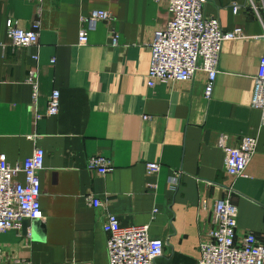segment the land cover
<instances>
[{"label": "crops", "instance_id": "0c3cea01", "mask_svg": "<svg viewBox=\"0 0 264 264\" xmlns=\"http://www.w3.org/2000/svg\"><path fill=\"white\" fill-rule=\"evenodd\" d=\"M234 2L240 7L233 12ZM102 7L112 19L96 21L87 43L78 44L80 17ZM204 12L244 33L223 41L209 97L203 95L204 70L152 87L143 80L147 43L172 15L165 0H0V154L21 163L34 147L44 151V217L28 220L24 230L0 231L1 261L107 264L100 209L86 199L92 193L122 224L148 223L152 236L165 239L157 264H198L200 229L230 183L224 151L216 145L221 132L229 144L242 135L257 138L244 173L234 179L232 200L238 233L253 231L264 242V125L251 106L264 55V13L254 14L247 0H208ZM7 18L26 28L38 20L37 44L12 46ZM111 30L119 34L117 46L110 44ZM30 69L37 70L35 103L25 80ZM55 88L59 109L49 115L47 97ZM95 153L108 155L113 170H89L87 159ZM148 161H158L159 169L148 173Z\"/></svg>", "mask_w": 264, "mask_h": 264}, {"label": "built area", "instance_id": "2783aa9c", "mask_svg": "<svg viewBox=\"0 0 264 264\" xmlns=\"http://www.w3.org/2000/svg\"><path fill=\"white\" fill-rule=\"evenodd\" d=\"M165 1L172 15L164 26L153 30L152 39L147 43L150 60L143 80L152 87L158 80H187L197 70H204L206 76L203 95L209 97L215 84L223 41L244 37V33L240 26L223 28L219 17L205 14L204 5L208 0ZM247 3L254 14L261 17V11L264 13V0H247ZM239 7L234 2L232 11H237ZM80 19L77 43L81 45L87 43L88 29L96 21L112 18L111 12L102 7L91 10ZM39 24L37 20L32 27L26 28L7 18L6 30L11 45L37 44ZM110 35V44L117 46L119 34L111 30ZM262 36L264 37V32ZM258 64L253 78L251 106L259 109L260 124L264 125V55L259 57ZM25 80L32 87L31 100L35 103L39 88L37 70L30 69ZM47 102L45 113L56 114L59 109L58 88L48 95ZM256 143V136L242 135L237 144H229L228 134L225 132H221L216 139V145L224 151L225 171L230 183L223 184L222 197L214 199L209 207L207 225L200 229L198 264H264V242L253 231L238 233V212L232 200V194L236 191L234 179L244 173L255 153ZM43 158L41 146L34 147L21 163L6 162L0 154V231L10 228L20 230L24 220L44 217L39 201V172L43 166ZM145 166L148 173L156 172L160 167L158 161L145 162ZM86 167L99 174H105L114 168L110 157L101 153L91 154ZM19 172L23 174L22 179L15 178ZM178 175L179 172H175L170 180L171 188L178 183ZM86 199L92 206L100 209L107 264H157V258L164 252L165 239L152 236L148 231V223L124 225L115 213L104 209L105 202L98 196L91 193ZM201 208H206V200L202 201ZM155 211L153 209L151 214ZM26 233L29 234L28 227ZM0 264L5 263L0 260Z\"/></svg>", "mask_w": 264, "mask_h": 264}, {"label": "water", "instance_id": "95a60500", "mask_svg": "<svg viewBox=\"0 0 264 264\" xmlns=\"http://www.w3.org/2000/svg\"><path fill=\"white\" fill-rule=\"evenodd\" d=\"M27 221H28V220L26 219V220H24V222H23V223H24V224H23V228H22L23 230H24V228H25V226H26Z\"/></svg>", "mask_w": 264, "mask_h": 264}]
</instances>
